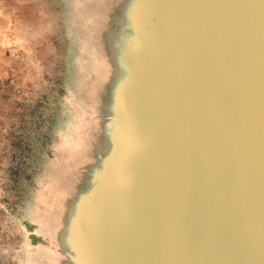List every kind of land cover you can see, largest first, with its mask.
<instances>
[{
	"label": "water",
	"instance_id": "water-1",
	"mask_svg": "<svg viewBox=\"0 0 264 264\" xmlns=\"http://www.w3.org/2000/svg\"><path fill=\"white\" fill-rule=\"evenodd\" d=\"M66 1L25 264H264V0Z\"/></svg>",
	"mask_w": 264,
	"mask_h": 264
},
{
	"label": "rangeland",
	"instance_id": "rangeland-1",
	"mask_svg": "<svg viewBox=\"0 0 264 264\" xmlns=\"http://www.w3.org/2000/svg\"><path fill=\"white\" fill-rule=\"evenodd\" d=\"M66 0H0V264H25L26 212L67 122L74 46Z\"/></svg>",
	"mask_w": 264,
	"mask_h": 264
}]
</instances>
